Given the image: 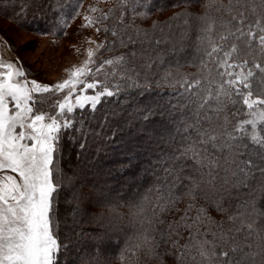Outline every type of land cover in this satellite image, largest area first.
<instances>
[{
    "label": "snow or ice",
    "instance_id": "obj_1",
    "mask_svg": "<svg viewBox=\"0 0 264 264\" xmlns=\"http://www.w3.org/2000/svg\"><path fill=\"white\" fill-rule=\"evenodd\" d=\"M217 3L208 0V11L197 18L201 47L194 74L180 73L179 60L166 58L168 54L159 48L161 41L149 40L146 32L133 25L137 17L150 15V0H117L109 12L90 6V13L101 15L83 17L82 27L100 25L97 33L110 32L122 46L139 45L140 64L135 63L136 48L100 60L98 53L105 45L89 39L93 46L86 49L82 65L49 85L29 79L31 73L19 57L15 61L0 57V264H88L90 256L99 257L98 251L72 256L68 251L70 233H65L63 241L60 237V193L66 191L64 200L69 205L77 201L65 214V227L75 226L82 213L80 194L73 183L76 178L66 175L61 166L65 154L62 141L65 134L72 144L79 137L83 149L92 133L90 121L96 119L105 98L134 89H139L136 96H143L153 85L173 90L169 93L172 99L157 108L185 109L180 129L184 135L181 145L161 166L163 175L140 194L138 202H124L131 210L126 226L135 232L119 254L122 264L140 252L159 259L157 249L172 235L183 238L181 228L189 232V239L184 245L173 241L178 260L190 255L192 260L199 257L197 264H264V211L256 205L257 198L264 196V0H229L213 11ZM30 6L31 0H21L14 11L26 17ZM44 7L55 13L49 21V31L54 32L67 28L69 21L80 15L82 0H49ZM181 16L188 25V14ZM110 19L113 24L108 26L105 22ZM179 47L174 44L172 51L178 53ZM106 67L111 70L105 71ZM61 93L59 99L51 100L49 94ZM154 114L151 106L136 105L128 123L147 121ZM106 122L107 115L100 127ZM189 162L199 180L186 178ZM205 181L216 198L204 192V199L217 211L228 212L223 207L225 194L238 201L235 211L228 214L227 228L213 221L204 206L194 204ZM178 186L183 187L190 203L178 220L166 222L162 216L181 198L175 194ZM233 190L240 195L233 196ZM95 204L120 206L106 189L99 190ZM193 208L196 215L190 216ZM158 218L168 230H159V241L153 228ZM91 222L107 230L125 223L118 214L93 216Z\"/></svg>",
    "mask_w": 264,
    "mask_h": 264
},
{
    "label": "trees",
    "instance_id": "obj_2",
    "mask_svg": "<svg viewBox=\"0 0 264 264\" xmlns=\"http://www.w3.org/2000/svg\"><path fill=\"white\" fill-rule=\"evenodd\" d=\"M85 1L89 2L88 8L85 10L88 15L94 17L101 15V12L90 13L88 11L90 6H96L103 12H109L110 9L116 7L117 3V0H82V4ZM20 2L21 0H0V17L9 20L25 32L50 37L63 36L66 28L57 29L54 32L49 31L51 27L49 21L55 15L50 9L44 7L49 3V0H31L26 17H19L14 11V6L19 5ZM228 2L229 0H218V3L213 6V11L221 3L227 5ZM207 4L208 0H150V15L143 18L137 17L132 23L146 32L149 40L161 41L159 48L168 54L166 58L179 60L180 73L194 74L198 72L196 61L200 56L199 48L201 47L200 21L197 18L208 11ZM38 12L43 13V16H38ZM183 13L188 14L187 18L190 20L188 25L183 22L185 19L181 16ZM116 15L118 16L119 13ZM139 19L143 21H138ZM105 24L111 26L113 20L110 19ZM96 27H100V25ZM96 27L92 28L95 29L98 42L105 45L98 53L100 60L127 54L129 49L136 48L135 63H141L139 45L128 44L127 47H124L115 41L110 32L97 33ZM174 44L180 46L178 53L172 51ZM144 47L148 48L149 44L145 43ZM152 47H156V45L153 44ZM173 71L176 69L173 68ZM138 91L139 89L129 90L102 101L95 113L96 119L90 121L92 133L87 135L83 149L79 147L81 143L79 137L72 144L67 139L68 134H65V139L62 141L65 146V154L61 166L66 175L76 178L73 183L76 191L80 194L79 205L82 213L75 226L65 227V214L69 211L70 206L75 205L77 201H72L69 205L64 200L66 191L60 193L59 211L62 218L60 237L63 241L65 233H70L72 244L68 251L72 256L83 251L91 253L98 251L99 257L90 256L88 264H97V259L99 264H122L119 254L135 232V229L126 226L130 220L127 218L124 219V224L112 230H107L100 224L91 222V217L98 216L95 210L103 208L95 204L99 198V190L106 189L107 193L119 200L121 208L126 207L124 206L125 201L138 202L142 198L140 194L152 185L158 175H163L160 168L165 163L167 156L182 143L181 137L184 133L180 129L185 119V109L162 111L157 108L158 104H165L172 99L169 93L173 90L169 87L157 88L153 85L150 92H145L143 96H136L135 93ZM160 94H163V99ZM134 96L135 98H133ZM51 100L56 99L51 97ZM172 103H175V100H172ZM136 105L151 106L155 114L150 116L147 121L137 120L129 124V113ZM87 115L88 112L85 111V116ZM105 115H107V122L105 126L100 127ZM72 135L76 134L72 133ZM189 169L191 170L186 172V178L192 176L199 180L198 173L192 168V162H189ZM201 192L202 194L197 197L194 204L197 207L204 206L213 221L222 223L225 228L229 227L228 214L235 211L238 201L228 198L225 194L223 207L228 212L222 213L217 211L210 201L204 199V192H208L210 197L216 198L214 190L207 188L206 181ZM175 194L181 198L171 212H166L162 216L166 222L178 220L190 203L189 197L184 195L182 186H178ZM232 195L238 196L240 193L233 190ZM152 200L155 203V196ZM256 205L260 211H264V196L257 198ZM85 212L87 214H84ZM189 215L195 216L196 209L193 208ZM66 222L72 224L71 220ZM260 222L258 221V223ZM153 228L158 241L160 240L159 230L168 231L166 226L161 224L160 218L155 221ZM205 230L206 227L201 225V231ZM180 232L183 238L172 235L157 249L160 253L159 259L149 256L146 252H140L137 256L131 257L127 264H197L199 257L197 260H192L189 255L182 260L177 259L178 251L173 247V241L178 240L179 245H184L189 239L187 230L181 228ZM207 239L211 240L212 236L208 235Z\"/></svg>",
    "mask_w": 264,
    "mask_h": 264
},
{
    "label": "rangeland",
    "instance_id": "obj_3",
    "mask_svg": "<svg viewBox=\"0 0 264 264\" xmlns=\"http://www.w3.org/2000/svg\"><path fill=\"white\" fill-rule=\"evenodd\" d=\"M88 5L87 1L82 4L80 15L69 22L63 36L60 37L25 32L14 23L0 17V57L11 61L19 57L23 67L31 73L29 79H37L49 85L62 81L67 78L68 71L81 66L86 59V49L93 46L88 40L96 42L99 40L94 28L82 27L85 23L83 17L88 15L85 10ZM5 41L10 48L5 45ZM110 70L107 67L105 69ZM62 95L63 93L50 94L55 99Z\"/></svg>",
    "mask_w": 264,
    "mask_h": 264
},
{
    "label": "clouds",
    "instance_id": "obj_4",
    "mask_svg": "<svg viewBox=\"0 0 264 264\" xmlns=\"http://www.w3.org/2000/svg\"><path fill=\"white\" fill-rule=\"evenodd\" d=\"M97 215H104V216H110L113 214H118L119 216H122L123 219L127 218L130 219V209L128 207L121 208L119 206H113L108 205L103 208H98L95 210Z\"/></svg>",
    "mask_w": 264,
    "mask_h": 264
},
{
    "label": "crops",
    "instance_id": "obj_5",
    "mask_svg": "<svg viewBox=\"0 0 264 264\" xmlns=\"http://www.w3.org/2000/svg\"><path fill=\"white\" fill-rule=\"evenodd\" d=\"M8 174H12V175H15L14 173H10V172H9Z\"/></svg>",
    "mask_w": 264,
    "mask_h": 264
}]
</instances>
